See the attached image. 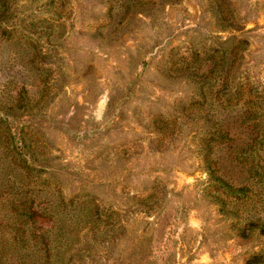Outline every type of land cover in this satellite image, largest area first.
Instances as JSON below:
<instances>
[{
    "label": "rangeland",
    "instance_id": "374dc122",
    "mask_svg": "<svg viewBox=\"0 0 264 264\" xmlns=\"http://www.w3.org/2000/svg\"><path fill=\"white\" fill-rule=\"evenodd\" d=\"M0 1L10 251L264 264V0Z\"/></svg>",
    "mask_w": 264,
    "mask_h": 264
},
{
    "label": "trees",
    "instance_id": "16d2710c",
    "mask_svg": "<svg viewBox=\"0 0 264 264\" xmlns=\"http://www.w3.org/2000/svg\"><path fill=\"white\" fill-rule=\"evenodd\" d=\"M6 2L0 1V7L5 6ZM5 14L3 12L2 8L0 9V17H2ZM1 226V222H0ZM111 240L109 241V243ZM8 243L5 240V236L1 234L0 231V264H36L35 261L30 262L28 261L27 257L28 255L26 253H23L22 255L19 254V252H16V249L10 251V248L8 249ZM21 249V248H20ZM19 249V251H20ZM11 254L10 257L8 258L7 256ZM6 255V256H4Z\"/></svg>",
    "mask_w": 264,
    "mask_h": 264
}]
</instances>
